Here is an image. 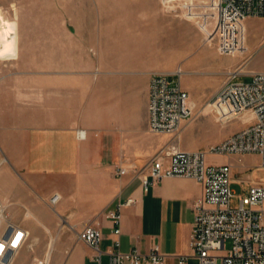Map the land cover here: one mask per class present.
Returning <instances> with one entry per match:
<instances>
[{
	"label": "crops",
	"instance_id": "crops-1",
	"mask_svg": "<svg viewBox=\"0 0 264 264\" xmlns=\"http://www.w3.org/2000/svg\"><path fill=\"white\" fill-rule=\"evenodd\" d=\"M78 31L47 27L40 34L38 61L0 60V200L8 219L30 233L26 212L36 215L59 252L54 264H95L92 249L77 239L85 226L101 231L104 252L118 239L123 252L136 247L148 253L157 245L164 264H180L181 257L182 264H197L190 236L201 185L166 177L144 190L135 173L147 174L150 160L166 144L193 151L208 140L188 142L195 124L189 120L175 137L149 130V81L160 72L158 54L135 58L114 48L97 59ZM249 118H238L214 141L239 131ZM118 168L126 173L117 175ZM259 180L239 179L248 185ZM54 194L60 199L51 206ZM128 198L134 202L122 208L121 233L115 236L104 214ZM16 214L21 219L11 218Z\"/></svg>",
	"mask_w": 264,
	"mask_h": 264
},
{
	"label": "built area",
	"instance_id": "built-area-1",
	"mask_svg": "<svg viewBox=\"0 0 264 264\" xmlns=\"http://www.w3.org/2000/svg\"><path fill=\"white\" fill-rule=\"evenodd\" d=\"M213 9L214 28L210 33L204 29L205 41H214L220 56L246 54L245 22L250 18H264V0H213ZM251 57H244L240 67L229 72L228 79L206 103L219 124L249 114L247 125L222 141L198 150L184 151L176 142L166 144L150 160L147 174L135 173L144 190L166 177L193 179L201 185V197L193 205L190 236L192 257L197 264H264V72L253 71L248 73L247 80H236ZM183 74L181 67L170 73H152L147 107L148 127L152 133L175 137L182 122L194 116V103L180 82ZM172 76L177 79L172 80ZM84 134L83 130L78 131L80 138ZM244 154L259 156L258 169L263 171V177L250 184L247 195L239 197L238 206L232 208L231 165L208 163L207 156L240 157ZM125 173L123 168H118L117 175ZM59 199L60 196L54 194L49 200L50 205L54 206ZM133 202V198H128L105 212L115 236L121 233L122 208ZM29 237L28 230L8 219L0 200V264H17L22 252L32 247ZM77 239L92 249L95 264H104L103 256L107 258L106 264L165 263V255L157 245L148 253H142L136 247L123 252L120 241L114 239L110 248L102 251L99 247L102 233L93 226L78 231ZM227 241H230L228 249L225 248ZM52 250L53 243H49L41 264H51ZM185 259L181 257L179 263Z\"/></svg>",
	"mask_w": 264,
	"mask_h": 264
},
{
	"label": "rangeland",
	"instance_id": "rangeland-1",
	"mask_svg": "<svg viewBox=\"0 0 264 264\" xmlns=\"http://www.w3.org/2000/svg\"><path fill=\"white\" fill-rule=\"evenodd\" d=\"M0 13L3 34L0 60L18 58L36 62L41 32L47 27H66L71 31L79 28L77 37L91 44L89 50L97 59L103 58V51L121 48L135 58H144L150 52L155 59L158 54L162 73L181 67L184 74L180 82L196 102L194 116L189 120L195 124L187 140H208L202 148L216 143L213 137L229 131L238 120L219 124L215 116L211 118L212 113L202 116L209 111L204 110L206 103L228 79L229 72L240 67L247 55L252 57L236 80H247L246 76L253 71L264 72V18L246 20V54L220 56L216 43L205 41L204 29L210 33L214 28L213 0H0ZM126 30L129 33L121 34ZM151 37L153 44L149 42ZM207 161L214 165L230 164L236 174L238 180L231 185L232 208L238 206L239 197L248 193L249 185L239 179L263 177L256 154L209 155ZM26 216L32 218L29 237L32 247L22 252L17 264H41L51 243L46 237L47 228L32 212H26ZM11 218L21 219L19 214ZM229 247L227 241L225 248ZM58 255L57 250H52L51 264Z\"/></svg>",
	"mask_w": 264,
	"mask_h": 264
},
{
	"label": "bare ground",
	"instance_id": "bare-ground-1",
	"mask_svg": "<svg viewBox=\"0 0 264 264\" xmlns=\"http://www.w3.org/2000/svg\"><path fill=\"white\" fill-rule=\"evenodd\" d=\"M1 16V13H0ZM2 46H3V34L0 30V54L2 53ZM205 108V107H204ZM207 108V107H206ZM53 243V241H51V244Z\"/></svg>",
	"mask_w": 264,
	"mask_h": 264
}]
</instances>
